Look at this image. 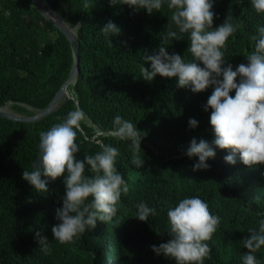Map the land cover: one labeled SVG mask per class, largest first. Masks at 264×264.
<instances>
[{
  "label": "trees",
  "instance_id": "1",
  "mask_svg": "<svg viewBox=\"0 0 264 264\" xmlns=\"http://www.w3.org/2000/svg\"><path fill=\"white\" fill-rule=\"evenodd\" d=\"M48 1L77 30L76 102L62 100L58 110L36 121L0 116V264H176L172 258L157 255L151 245L170 239L167 211L193 196L203 199L210 212L221 218L212 240L206 242L212 258L204 264H242L248 251L243 239L250 236L248 229L258 230V221L264 219V164L250 168L239 154L236 163L229 164L224 157L230 150L212 143V109L204 111L203 107L212 87L193 93L177 87L178 77L157 74L151 82L142 78L140 67L150 68L145 52L152 54L161 43L169 54L192 59L187 34L179 40L163 39L171 10L165 5L149 15L146 9L134 12L128 5L111 6L109 0ZM212 10L214 28L227 15L241 25L227 41V63L233 70L247 64L246 56L255 44L250 36L264 26V13L256 12L252 0H214ZM109 20L121 28L119 35L110 37L112 43L101 31ZM74 64L68 38L37 10L33 0H0V107L12 101L8 108L26 116L45 109ZM77 104L90 121L81 122L77 159L102 151L96 141L116 147V168L129 191L122 193L111 221H97L94 229L61 244L51 229L59 223L56 209L62 207L67 172L55 180L44 178L48 179L47 193H37L23 179V172L32 171L38 161L40 133L63 122ZM117 115L140 131L139 155L145 160L141 168L131 163L130 141L108 134ZM190 118L198 121L196 128L189 127ZM193 138L206 140L216 153L206 161L207 169L194 171L198 157L186 155ZM141 201L156 210L147 221L135 217ZM38 230L49 239L47 255L35 238ZM256 255L259 264H264V246Z\"/></svg>",
  "mask_w": 264,
  "mask_h": 264
},
{
  "label": "clouds",
  "instance_id": "2",
  "mask_svg": "<svg viewBox=\"0 0 264 264\" xmlns=\"http://www.w3.org/2000/svg\"><path fill=\"white\" fill-rule=\"evenodd\" d=\"M109 3L111 6L128 5L134 12L146 9L149 15L160 12L165 5L171 10L163 39L179 40L187 34L192 59L186 61L178 53L169 54L161 43L152 54L145 52L144 58L150 62V68L140 67L142 78L151 82L157 74L178 77L177 87L190 88L193 93L212 87V94L203 106L204 111L212 109L210 124L215 134L212 143L220 149L230 150V154L224 157L229 164L236 163L237 154L250 168L264 164V26H258L255 34L250 36L255 44L254 50L246 56L248 63H241L233 70V65L227 63L225 50L229 37L241 25L227 15L224 23L214 28V0H109ZM252 5L257 13H264V0H252ZM101 31L112 43L110 37L119 35L121 28L109 20ZM233 90L234 96L230 95ZM68 96L76 102L74 93ZM86 119L85 112L77 104L63 122L42 131L38 161L33 164L32 171L23 172V179L37 193L49 191L48 179L44 178L55 180L67 172L62 207L56 209L59 223L51 229L54 239L61 244L71 243L86 230L94 229L97 221H111L117 213L122 193L129 191L127 182L116 168L119 156L116 147L96 141L102 151L86 155L82 160L77 159L76 154L80 150L76 142L77 134H82L81 122ZM188 123L190 128L198 126L194 118H190ZM113 125L108 134L121 141H130L131 163L141 168L145 160L139 155L140 131L119 115L114 118ZM186 155L189 158L198 157V162L193 165L195 171L209 168L206 161L215 157L216 153L206 140L197 142L193 138ZM136 208L135 217L141 221L156 215V210L143 201ZM167 217L170 239L159 246L151 245L157 255L172 258L176 264H204L206 258H212V250L206 242L212 240L220 227L221 218L210 212L208 203L199 196L183 198L167 211ZM248 232L250 236L243 239V247L248 251L242 256V264H259L256 254L264 246V219L258 221V230L250 228ZM35 238L40 250L45 255L49 254L51 246L48 237L38 230Z\"/></svg>",
  "mask_w": 264,
  "mask_h": 264
},
{
  "label": "water",
  "instance_id": "3",
  "mask_svg": "<svg viewBox=\"0 0 264 264\" xmlns=\"http://www.w3.org/2000/svg\"><path fill=\"white\" fill-rule=\"evenodd\" d=\"M37 10L50 22H52L56 27H58L68 38L71 47L74 52L75 57V64L71 70L70 76L66 80V82L63 84V86L60 88V90L56 93L55 97L53 98L52 102L43 110H39V112H36L32 116H26L23 114H20L18 112L15 113H7L3 111V108L8 105V102L5 106L0 107V116L7 117L12 120L17 121H36L40 120L47 115L51 114L52 112L58 110L61 106L62 98L70 84H74L77 80L79 71H80V59H79V49H80V43L78 41V35H73L70 30L68 29L67 25L65 24L64 18L56 12V10L51 6L48 0H33ZM44 8L48 9L49 13H46ZM69 96L64 98V103L69 100Z\"/></svg>",
  "mask_w": 264,
  "mask_h": 264
},
{
  "label": "bare ground",
  "instance_id": "4",
  "mask_svg": "<svg viewBox=\"0 0 264 264\" xmlns=\"http://www.w3.org/2000/svg\"><path fill=\"white\" fill-rule=\"evenodd\" d=\"M40 1H41V0H40ZM44 10L46 11V13H49L47 8H44ZM65 22H66V21H65ZM65 24L67 25L68 29L70 30V32H71L73 35L77 34V30H76V28L72 27L68 22H66ZM69 93H74L73 84H70V85L68 86V88H67V90H66V92H65V94H64V96H63V98H62V100H64L65 97H68V94H69ZM11 102H12V101H11ZM12 103H13V102H12ZM9 104H11V103H9ZM9 104H8V105H9ZM8 105H6V106L3 108V111H4V112H7V113H15V111L10 110V109L8 108ZM37 112H39V110H38ZM52 113H53V112H52ZM86 120L89 121L88 118H87ZM89 122H90V121H89Z\"/></svg>",
  "mask_w": 264,
  "mask_h": 264
},
{
  "label": "rangeland",
  "instance_id": "5",
  "mask_svg": "<svg viewBox=\"0 0 264 264\" xmlns=\"http://www.w3.org/2000/svg\"><path fill=\"white\" fill-rule=\"evenodd\" d=\"M14 104V103H13Z\"/></svg>",
  "mask_w": 264,
  "mask_h": 264
}]
</instances>
